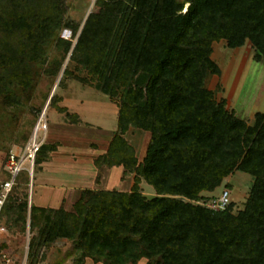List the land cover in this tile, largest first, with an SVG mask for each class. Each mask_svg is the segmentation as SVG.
<instances>
[{
  "label": "trees",
  "instance_id": "1",
  "mask_svg": "<svg viewBox=\"0 0 264 264\" xmlns=\"http://www.w3.org/2000/svg\"><path fill=\"white\" fill-rule=\"evenodd\" d=\"M95 5L82 26L66 17V0H0V94L19 102L13 87L33 85L34 67L47 63L56 42L61 58L46 72L59 76L69 57L59 85L77 62L90 75L85 81L118 100L117 130L96 165L134 174L130 190L85 189L71 210L30 205L28 193L8 194L3 215L23 231L30 222L34 233L29 264L59 238L73 242L76 264L87 258L104 264H264V113L250 124L207 87L209 76L222 72L212 57L215 42L237 48L250 41L256 61L264 63V0ZM63 27L74 37H58ZM57 99L51 96L49 105ZM60 111L73 116L66 106ZM132 126L150 133L142 160L125 136ZM55 148L44 142L36 167ZM236 171L254 176L244 209L234 213V202L224 210L201 203L203 192ZM142 181L155 196L143 194Z\"/></svg>",
  "mask_w": 264,
  "mask_h": 264
},
{
  "label": "rangeland",
  "instance_id": "2",
  "mask_svg": "<svg viewBox=\"0 0 264 264\" xmlns=\"http://www.w3.org/2000/svg\"><path fill=\"white\" fill-rule=\"evenodd\" d=\"M66 17L73 19L83 26L91 11L97 10L96 0H66ZM188 4L185 7L187 10ZM78 36V35H77ZM58 37L71 39L74 31L63 27ZM77 37L75 38L76 41ZM56 49V42L51 45L47 53V63L44 66L36 65L34 68V82L28 90L14 86V92L19 102L12 103L0 94V192L8 176V160L12 153L23 155L35 128L43 117V124L47 125L46 143L58 145L61 137L72 136L79 147L86 149L92 146V139H101L105 142L110 139L118 125V100L98 90L94 83L86 80L90 77L87 70L77 62L70 63L73 74L59 82L63 71L68 64L69 57L59 76L46 72V68L55 57H60ZM213 59L221 67V74H212L207 79V87L214 91L217 100H225L230 110L252 124L258 112L264 113V63L256 61L255 49L250 41L237 48H231L225 40L214 43ZM61 58V57H60ZM57 95L56 104L49 105L50 97ZM49 99L47 100V96ZM66 106L73 114L71 118L60 111ZM47 110V111H46ZM46 111V112H45ZM79 115L81 122L74 123V115ZM42 124V125H43ZM70 125L69 128L65 125ZM41 130L39 137L42 136ZM150 133L146 130L132 126L126 138L134 145L137 156L142 160L146 154ZM61 140V139H60ZM18 177L17 186L8 193L17 191L19 196L28 193L29 203L43 207L73 209L74 203L79 199L81 192L77 191L72 197L63 198V194L54 193L49 200L39 198V184L37 173L40 167L30 162L24 165ZM112 174V173H111ZM129 174L121 173V184L117 190H130L134 183ZM133 182V183H132ZM254 183V176L243 171H236L225 178L223 183L214 191L203 192L204 199L201 203L206 205L218 198L225 188L230 190L231 202H234V213L244 209ZM141 190L148 197L156 195L155 189L146 181L141 182ZM53 193V192H52ZM0 223L5 230H0V249L9 252L11 264H29V243L34 235L30 230V222L26 231L20 224L9 220L7 215H0ZM6 247V248H5ZM77 253L72 241L59 238L48 247H43L38 255L37 264H76ZM85 264H104L94 262L91 258L85 259ZM137 264H147V259L140 260Z\"/></svg>",
  "mask_w": 264,
  "mask_h": 264
},
{
  "label": "crops",
  "instance_id": "3",
  "mask_svg": "<svg viewBox=\"0 0 264 264\" xmlns=\"http://www.w3.org/2000/svg\"><path fill=\"white\" fill-rule=\"evenodd\" d=\"M64 125L67 128L70 126ZM112 137L105 142L96 137L92 139V146L86 149L79 147L72 136L58 139L59 144L50 153L48 160L40 165L37 173L40 200H49L57 192L67 199L68 195L72 197L77 191L82 193L85 189H116L121 184L123 168L97 166L95 163L100 155L107 152ZM129 178L133 181L134 174H129Z\"/></svg>",
  "mask_w": 264,
  "mask_h": 264
},
{
  "label": "built area",
  "instance_id": "4",
  "mask_svg": "<svg viewBox=\"0 0 264 264\" xmlns=\"http://www.w3.org/2000/svg\"><path fill=\"white\" fill-rule=\"evenodd\" d=\"M42 122L43 117L40 118L35 131L25 148L24 154L19 155L16 153H12L9 156L8 173L10 174V177L4 181L2 191L0 192V215L7 199L8 193L12 190L14 184L17 182L20 172L23 169H27L24 167V165L27 162H30L32 170L29 172H32L34 169L37 152L39 151L41 145L45 142L47 137V125L45 123L43 124ZM41 130L43 131V133L42 136L39 137ZM230 202V190L225 188L222 194L218 198L214 199L212 203L208 204V206L213 208L214 210H224L227 208ZM0 230H5V227L2 226L1 223ZM11 261L12 258L9 252L5 249H0V264H11Z\"/></svg>",
  "mask_w": 264,
  "mask_h": 264
},
{
  "label": "bare ground",
  "instance_id": "5",
  "mask_svg": "<svg viewBox=\"0 0 264 264\" xmlns=\"http://www.w3.org/2000/svg\"><path fill=\"white\" fill-rule=\"evenodd\" d=\"M46 111H47V110H46ZM46 111H45V112H46Z\"/></svg>",
  "mask_w": 264,
  "mask_h": 264
},
{
  "label": "water",
  "instance_id": "6",
  "mask_svg": "<svg viewBox=\"0 0 264 264\" xmlns=\"http://www.w3.org/2000/svg\"><path fill=\"white\" fill-rule=\"evenodd\" d=\"M51 98V97H50Z\"/></svg>",
  "mask_w": 264,
  "mask_h": 264
}]
</instances>
